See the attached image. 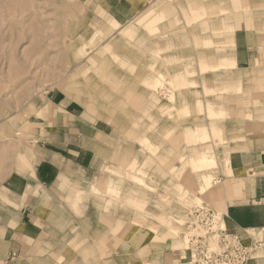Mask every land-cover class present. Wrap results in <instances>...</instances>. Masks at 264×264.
<instances>
[{
  "label": "rangeland",
  "instance_id": "1",
  "mask_svg": "<svg viewBox=\"0 0 264 264\" xmlns=\"http://www.w3.org/2000/svg\"><path fill=\"white\" fill-rule=\"evenodd\" d=\"M124 1L126 5L127 2H135L134 5L137 6L135 8L142 6L140 11L153 7L161 1L167 5H164L166 8H171L176 12L175 15H173L174 13L166 15L164 19L166 21L160 25L162 32L165 33H160L158 37L166 47L158 56L150 51V47L154 44V35L145 28L139 26L140 33L146 36V45H139L136 43L135 38H128L120 30L114 29L112 24L114 19L121 22V27H125L131 22L136 23V17H134L135 19H126L127 11L122 7ZM157 2L156 0L150 2H144V0H0V237H6L9 234L7 229L16 228L23 220L20 218V211H17V209L23 202V198L28 194L24 186L29 183L31 186L34 180L36 164L33 162L31 155L35 153L37 156H41L40 147L49 146L47 144L54 135L56 125L64 121L62 115L65 113V105L70 102H77L83 107L84 119L71 117V119H74V121L70 120L72 121L71 124L78 129H73L72 126L70 133L74 131V141L79 145L85 149H92L94 159L90 166L85 169L86 172L73 175L72 178L82 179L80 181L88 186L96 174L99 177L106 172L113 176L122 175L125 177L126 182L124 181V187L119 190V193L114 194V198L122 200L124 196H127L126 202L130 200V204L134 206H136V202L138 205H142L139 208L143 212L139 213L137 211V219L158 226L157 230L160 234L166 232V235H164L166 238L160 240V242L144 243L152 252L150 258L155 250H162L163 252V248H169L171 242L178 258L174 262L167 261L166 264L183 263L184 258L192 257L191 247L187 250L180 247L182 239L180 237L185 234L184 230L186 232L194 230V227L190 225L191 215L189 216V214L195 207H200L199 204L203 203L202 205L210 211H214L217 215L218 205L221 202L220 199L216 198L198 204H196L197 202L189 204L187 199L182 197L190 194V192L194 193L201 181L194 176L191 168L184 166V163L187 162L186 159L190 157L193 149L192 145L194 144L184 140V128L193 126L195 115L199 116L196 114L198 112L195 109L197 101L196 98L190 95L189 91H186L183 95H178L175 103L171 104L173 110L171 114L168 111L158 110L157 104L152 103V94L158 93L157 95L160 96L162 102L168 101L171 85L167 79L172 78L169 73H172L175 67H183L187 61L194 62L193 67L195 71L197 70L194 75L196 79L198 78L199 85H201L199 90L202 94L197 99L198 103L204 105L207 98L216 96L210 95L207 97L206 91L207 88L215 86L218 82L216 80L221 79L213 75L215 72L201 75L198 69L197 60H199V56L194 34L199 32L198 26L202 22L190 20L189 16L183 12L182 6L186 5V1L181 0L178 3L174 0H157ZM217 3L227 5L230 4V0L218 1ZM232 5L233 8L235 7L236 15L239 16L236 19L239 28L245 27L252 30L254 28L253 34L257 44H264V10L261 11L264 8V0H250L252 6L249 11L243 9L244 3L242 0H232ZM218 18L215 20L218 21ZM170 21L174 22L171 27ZM227 34V32L219 33L212 30L214 38H225ZM166 40L168 43L165 42ZM241 41L243 42V40ZM254 47L255 45L250 47V55ZM216 52V49L210 50V54H214V56L217 55ZM195 53L197 54L195 55ZM260 53L261 56H264V51ZM261 62L260 66H264L262 65L264 62ZM246 66H249L248 63ZM159 72L164 74L166 78L163 81L164 85L151 90L150 81L146 78L151 79L158 76ZM252 85V90L249 92L251 104L250 102L249 104L244 102L243 105V103L240 104L236 100L233 101L235 97H239L238 95H233V97L231 94V98H228L229 96L226 93L219 94L222 100L227 95L228 102H226V106H229V108L235 107L240 111L246 106L245 113L243 111V113L232 114L226 119V128L229 135L235 132L244 133L245 129L241 127H243L245 119L251 117L252 119H264V109L260 108L262 104L253 103L255 99L264 100V88ZM130 89L131 92L133 90L132 93ZM158 89L165 93L161 92L160 94ZM231 92L235 94L234 90H231ZM130 93L132 96H130ZM53 95H62L65 100L62 103L54 104L51 102ZM163 95H165V98ZM181 106L183 109L179 113L176 109ZM202 113L198 118L210 122V120H206L205 111H202ZM241 114L243 115L240 116ZM171 117H175V119L173 118L174 121ZM116 119H120V122H115ZM64 123L67 125L70 122L65 120ZM123 126L125 127L123 128ZM234 126L240 128L235 127L233 129ZM136 129H138V132ZM144 134L148 135L150 140L158 145L156 156L157 154H163L166 158L164 161L160 158H153L155 160L151 157L148 158L152 151L139 140ZM245 138H247V135ZM230 139L232 138H229V141L225 144L216 145L215 154L220 162L219 166L224 164L220 153L223 154L228 151L227 149H233L232 143L240 142V139L237 141ZM262 141L264 145V139ZM121 142L126 143V156H130L138 162H136L135 167L125 166L120 161L115 160V151L119 150V143ZM116 147L117 149H115ZM201 147V145L194 147V150H199ZM180 154L183 155V159L179 157ZM147 159L151 163H146ZM112 162L116 165L114 167L118 173L106 167ZM71 168L74 172L76 164ZM128 170L133 174L144 176L150 187L146 191L147 193L137 188L139 185L135 179L128 177ZM144 171H147V173L145 174ZM211 172L212 180L215 182H213V185L221 184L222 174L219 171L216 173L214 168ZM58 178L52 188L58 190L59 199L55 201L52 198L48 206L53 208L55 203H59V207L55 208V211H47V214H44L45 221L48 224L46 229H49L48 232L50 236H54V239L48 240L39 237L25 257L20 256L17 252H11L9 256L0 257V264H114L112 257L107 258L105 262L100 261L98 253L90 247L89 239L92 238L94 232L87 234L86 237L84 235V237L78 238L76 235L69 236L66 233L58 235V230H56L57 232L53 231L52 226L54 225L55 228L59 229V232L63 233L67 229L72 232V230H77L78 226H81L83 230L89 233L91 226L100 222L103 223V226L105 224L107 226L103 227L101 225L103 228L100 227L97 230L98 232L102 229L112 231L111 224L115 226L121 222L126 225V222L120 220L117 213L119 204L116 205L117 208L113 206L110 212L103 209V202L94 195L83 201H77V197H75L69 185L74 180L66 173L64 174L63 171ZM177 184L183 185V191L178 192ZM174 187H177L176 190ZM33 191L31 192L33 193ZM165 196H167L166 199ZM184 202L189 205H185ZM175 204L176 206L173 207ZM98 214H101L99 219ZM161 214L171 216V223L167 220L161 221L158 217ZM65 216H73L78 223L73 225V221L70 220L60 224L59 221ZM179 218H184V224L182 227L178 226L179 230H183L180 231L177 238L171 235L173 233L171 229L177 226L175 220ZM24 219L28 220V217H24ZM87 221L91 222L92 225H89ZM131 226L132 224L127 222L125 231L117 235L118 242L125 239L126 231ZM144 228L148 229L149 226L144 225ZM231 232L237 233V236L241 235L235 230ZM254 233L250 231L253 239L249 237L248 240H245L241 236L243 240L239 237V241L251 250V257L252 248H255L254 251L258 250L252 258L264 259V253L259 252L260 247L257 248L260 241L264 243V232L262 231L258 237ZM67 240L68 251L71 254L67 259L58 257L57 248L46 247L44 249L47 241L49 247H54L58 245V242L64 243ZM127 242L124 240V243ZM219 244L221 243L218 242ZM87 245L88 247L83 248ZM120 249L121 245L118 247L119 252ZM194 260V257L191 258L192 264H194ZM160 262L156 264H163L162 261ZM118 263L126 264V261L119 260ZM145 263L146 260L144 263L139 264Z\"/></svg>",
  "mask_w": 264,
  "mask_h": 264
},
{
  "label": "bare ground",
  "instance_id": "2",
  "mask_svg": "<svg viewBox=\"0 0 264 264\" xmlns=\"http://www.w3.org/2000/svg\"><path fill=\"white\" fill-rule=\"evenodd\" d=\"M171 1H173V0H171ZM174 1H177L178 3L181 2V0H174ZM183 1H186V5L182 6V8L184 10L183 12H185L186 15L189 16V19L192 21H198L199 20L202 22L201 25L198 26L199 32L194 34V40H195L196 46H197L196 50H197V53L199 56V60H197L198 61L197 66L199 64L198 69L201 72V75H207L210 72L211 73L215 72V74H213V75H216V77L220 78L221 80H216L218 82L215 84V86L212 88L211 87L207 88L208 90L206 91V95H208L207 97H209L210 95H216V96H213V98L212 97L207 98L206 103L204 105L200 104V102L198 103L197 99L202 94V92L199 90L201 88V85H199V82L197 81L198 78L196 79L195 75H194L195 72L197 71V70L195 71V69L193 67L194 62L187 61V63L183 67H179V68L175 67V69L172 71V73H169L172 76V78H170L169 80L167 79V81L171 85V88L169 90V100L162 102L160 96H158L157 95L158 93H157V94H152V100H153L152 103L157 104L156 106L158 107V110L168 111L172 114L173 110L171 108L172 107L171 104L175 103L178 95H183L184 92L189 91L190 95L193 98H196L197 106L195 107V109L199 113V114L198 113H196V114L200 116L203 114L202 111L203 112L205 111L206 120H210V122L204 121L203 119L198 118L199 116L195 115L194 123H193L194 125L184 128V135H183L185 137L184 140L185 141L188 140V141L194 143L192 145L193 149H192V152L190 153V157H189V159H186L187 162L184 163V166L186 165L187 167L191 168L193 173H194V176L196 178H199L201 181H200L198 187L196 188V191H194V193L190 192V194L182 196V197H185V199H187L189 204L192 202H194V204H195V202H197L196 204H198V203H202L203 201H210V200H214L216 198L220 199L221 202L218 205V210H217L218 214L216 213L217 215L215 216L213 228L217 229L218 227H220L219 229H223L226 231L227 236L234 235L235 233H232L231 231L235 230L241 234L240 236H237L236 235L237 233L235 234V237H238V239H239V237L242 240H243V238L245 240H248L249 237L251 239H253L251 234H250V231L255 232L254 234L257 235V237H258V235H260L262 233V231L264 232L263 227H262V229H256V228L244 229V228H241L239 226H234V225H231V221L225 215L226 214V209H225L226 205H225V202L223 201V199L221 197L228 196V194H226V192L228 190H229L228 192H232L233 186H234L235 190H237V191L240 189V187L236 186L234 184V181H233L234 175H235V170L233 169V167L231 166V163H230V159H229L230 152L226 151V153H223V154L220 153L221 160H223L224 164L222 166H219L220 162L218 161L217 155L215 154V148H216V145L219 146L220 144L227 143L229 141L228 140L229 138H232L236 141L238 139H240V141L241 140H243V141L245 140V142L247 141L245 138L246 136L244 137L245 133L235 132V133H231L229 135L227 128H226V121H227L226 119H228V117H230V115H232V114H239L241 112L243 113L246 106L244 109L239 111L235 107L229 108V106H226V102H228V98H231L230 95L232 94V96L233 95L239 96V97H235L233 99V101L236 100L237 102H240V104L243 103V105H244V102H248V104L250 102V104H251V99H250V95H249V92H251L250 90H252L251 84H253L254 86L259 87V88H262V87L264 88V66H260L262 63L261 61L264 62V56L259 55V52L263 53V51H264V44H259V45L257 44L256 38L253 34L254 28H253V30L251 29L252 33H249V41L248 42L250 44V47H253L254 45H255V47L253 49V52L250 55L251 67L246 68L244 70V68H241L238 65V61L236 58L237 55L235 54L237 45H236V41L234 38V34H235L236 29L239 28V25L232 22L233 19H235V21H236L237 16H238V15H236V13H237L236 10H234L235 7L233 8L232 0H230V4H227V5H222L224 3H221V4L217 3L218 1L221 2L224 0H183ZM227 1H229V0H227ZM242 1L244 3L243 9H245V11H249L251 6H252V5H250V0H242ZM156 2H157V0H156ZM167 3H168V1H167ZM187 3H188V5H187ZM154 5H155V3H154ZM164 5H166V4L159 1L153 7L149 6L150 8H147V9H145V7H144L145 10L140 11V8H134V10L131 11L128 9L129 11L127 10L128 13L125 16L126 19L129 20V19H133L134 17H136V23L131 22L127 26L121 27L122 26L121 22L119 20L114 19L112 21V24L114 25L113 27L115 30H120L122 33H124V35L126 37L135 38L137 41L136 43H138L139 45H146V42H147L146 36L142 35L140 33L139 26L145 28V30H148L149 33H152L154 35L153 36L154 44L150 47V51L155 56L156 55L158 56L162 51H164V49L166 47L163 44V42L161 41V39L158 37V35H160V33L162 34L164 32V31L162 32V28L160 27V25L166 21V20H164L166 18V15L173 14V13H174L173 15H175V13H176L171 8H166L167 5L166 6H164ZM135 9H139V12L136 13ZM263 10H264V8L261 11H263ZM177 12L179 13V11H177ZM234 14H235V16H234ZM217 17H219L218 21L215 20ZM173 23L174 22L170 21V24H171L170 27L173 26ZM123 24H125V23H123ZM247 29H249V28H247ZM212 30L215 32H219V33H226L227 32L228 34L225 36V38H217V37L214 38V36L212 35ZM256 33H258V32H256ZM150 36H152V35H150ZM253 37H254V40H253ZM165 42H167V40ZM214 49L217 50V52H216L217 55L215 54L216 56H214V54H210V50H214ZM114 50H116V49H114ZM103 51H105V50L103 49ZM117 53H118V51H117ZM197 53H195V55ZM168 58H169V56H168ZM179 63H176V64H179ZM262 65H264V63ZM161 66H163V65H161ZM173 66H174V64H173ZM192 67H193V69H192ZM195 68H196V66H195ZM228 77H229V79H227ZM146 79L148 81H150L151 90L153 88L156 89L158 86H163L164 85L163 81L166 80L164 74H162V73H160L158 76L152 77L151 79L148 77ZM200 79H201V77H200ZM214 79H216V78H214ZM203 80H205V79L203 78ZM213 82H214V80H213ZM211 84H213V83H211ZM158 90L160 91V89H158ZM161 90H162V88H161ZM231 90H234L235 94L232 93ZM258 91H260V90H258ZM130 92H131V89H130ZM132 92H133V90H132ZM148 92H150V91L148 90ZM161 92L162 91H160V94H161ZM131 93H130V96H132ZM162 93H165V92H162ZM223 93H226L229 97L227 98V95L225 94L226 95L225 99L224 100L220 99L219 96H221V95H219V94H223ZM163 96L165 98V95H163ZM166 98H168V97H166ZM230 100L232 101V99H230ZM253 103H255V104L257 103L258 105L262 104V106L260 108L264 109V100L262 101L259 99H257V100L255 99V101L253 100ZM236 105H237V103H236ZM238 108H240V107H238ZM182 109L183 108L181 106L180 108H178L176 110H178L180 113V112H182ZM234 109H235V111H234ZM141 110H142V107H141ZM134 113H135V111H134ZM191 113H193V112H191ZM244 113H245V111H244ZM256 113H254V114H256ZM171 114H169V115L171 116ZM185 115H186V112H185ZM242 115L243 114H241L240 116H242ZM147 116H146V118H147ZM175 117H173V118L175 119ZM138 118H140V117H138ZM151 118H152V116H151ZM120 119H116L115 122L119 121ZM172 119H170V120H172ZM174 119H173V121H174ZM179 119H181V118L179 117ZM182 119L184 120L183 116H182ZM229 119L231 120V118H229ZM153 120H154V118H153ZM175 122H177V121H175ZM179 124H181V123H179ZM125 126H123V128ZM149 127H150V125H149ZM235 127L236 126H234L233 129H235ZM238 127H236V128H238ZM241 128H244V127H241ZM137 130L138 129H136V131ZM165 130H167V129H165ZM229 132H230V130H229ZM130 134H131V131H130ZM168 134L170 135V133H168ZM179 134H181V133H179ZM137 137H139V136H137ZM173 139H174V137H173ZM232 139H230V140H232ZM105 140H107V139H105ZM139 140L152 151V152H150L151 154L148 156V158L149 157H151L152 159L153 158H155V159L160 158L162 161H164L166 159L163 154H157V156H156V150L158 148V145L156 143H154V141H151L150 137L148 135L144 134L141 138H139ZM214 142H216V143H214ZM200 145L202 147L199 148V150H194V147L196 148ZM117 147H118V145H117ZM117 147L115 149H117ZM142 150H144V149H142ZM115 152H116V155L113 154L115 157V160L120 161L125 166L135 167L136 164L138 163L137 161H135L130 156H126L127 147H126L125 142L119 143V150L115 151ZM31 156H32L33 162L35 164H37L41 160V156H37L35 153H33ZM179 157L181 159H183V155L180 154ZM155 159H153V160H155ZM145 162L151 163L150 161H148V159ZM108 165L106 166L107 168H110L112 171L118 173V171L115 170L114 166H116V165L113 162L109 166ZM74 166H75L74 162H72V161L69 162L68 165L66 166V169L63 171L64 174L66 173L68 176H70L71 173H74L76 168H74V172L72 171V168H71ZM213 168L216 170V173H217V171H219L222 174V176H224L226 179L224 181L222 180L223 182H221V184L215 185V186L213 185L214 180H212L213 176H212V172H211V170ZM141 171H143V170H141ZM144 173L146 174L147 171H144ZM127 174L129 175L128 176L129 178L135 179L136 183L139 185V187H137L138 189L146 192L148 190V188H150L148 186L149 184H147V182L145 181L144 176H141L139 174H133V172H131L129 170L127 171ZM214 179H215V177H214ZM124 181L126 182V179L122 175L113 176V175L106 172V173H102L101 177L97 176V174L94 175V178H92V180L88 184L89 187L86 184H83L80 180H74L69 185L71 187L73 194L75 195V197H77V199H76L77 201H83L84 199H88L92 195H94L103 202L102 203L103 209H106L107 211H110V212L112 211L113 206L116 207V205L119 204L117 213L120 217V220H123L124 222H126V225H127V222L132 224L130 229L127 230L126 234H125L124 240L128 241L127 243H125L126 246L131 245V246H134L135 248H137V247H141V245H143L144 243L160 242V240L165 239L166 238L164 236V235H166L165 231L160 234V232H158L159 230H157L158 226L150 224L149 222H146L145 220L140 221L139 219H137V217H136L137 213L143 212L139 208V207H142V205H138V203L136 202V204H135L136 206H134L133 204H130V200H128L126 202L127 196H124L122 198V200H116V198H114V194L119 193V190L122 187H124V183H125ZM98 182H99V184H98ZM62 183H64V182H62ZM177 187L176 188H177L178 192H180V190L183 191V189H184L182 184H179ZM88 188H89V190H88ZM176 188H175V190H176ZM26 190H27L26 192L29 193V192L33 191V188H32V186H30L28 184ZM116 196H118V195H116ZM166 197L167 196H165V199H166ZM188 203H185V205ZM202 204L201 205L199 204V206H203ZM174 206H176V204L173 205V207ZM215 211H216V209H215ZM180 212H182V211H180ZM100 215L101 214H98V219H99ZM190 215L191 214H189V216ZM158 217L163 222L165 220H167L171 223V216L161 214ZM183 219H181V218L176 219L175 223L177 226H175L174 228L171 226L173 228V229H171L173 232V233H171V235H174L173 237L178 238L180 231L183 230V229L182 230L178 229V226L182 227V225L184 224ZM126 225H125V223H121V222L115 226H113V224H111V228H113L111 231L112 235H120L123 231H125ZM144 225H146V227L149 226V228L145 229ZM172 225H174V224H172ZM165 226H167V225L165 224ZM149 230H151V231H149ZM201 230L204 233V229H201L199 227L197 229H194V230L189 231V232H186L184 230L185 234L184 235L182 234L183 236L180 237V238H182L180 241V247H182L183 250L189 249L191 247L190 246L191 235L195 234L196 231H198V233H200ZM193 232H195V233H193ZM258 247H260L259 252L264 253V243H261V241H260V244L257 246V248ZM220 248H222V247L220 244L218 245V242H216V241L212 242L211 241L210 247H209L210 250L219 251L218 249H220ZM254 249L255 248H252V257H254V254L257 253V251H258L257 249H256L257 251H254ZM120 252H123L124 254H130V252L126 253V251L124 252V251H122V249H120ZM191 255H192V257L190 256V258H188V259L184 258L183 259L184 262L179 263V264H192L191 258H193V257L195 258V253L193 250H191ZM161 256H162V250H159V251L155 250V252L152 255V257L150 258V260L147 261L145 264L160 263ZM136 264H138V263H136Z\"/></svg>",
  "mask_w": 264,
  "mask_h": 264
},
{
  "label": "crops",
  "instance_id": "3",
  "mask_svg": "<svg viewBox=\"0 0 264 264\" xmlns=\"http://www.w3.org/2000/svg\"><path fill=\"white\" fill-rule=\"evenodd\" d=\"M145 1L150 2L151 0H144V2ZM134 3L135 2H127V6L124 1L122 7H124L126 11L128 9L132 11L137 7ZM141 7L142 6H140V9ZM138 10L139 9L135 12L137 13ZM232 22L236 23L235 19H233ZM249 33H252L251 29L240 27L236 29L234 34L237 45L235 51L237 55L236 58L238 65L244 68V70L249 68V66L251 67L250 45L248 43ZM241 40H243V42ZM259 55L261 56V53ZM247 63L249 66H246ZM52 99L51 102L54 104L62 103L65 100L62 95H53ZM65 107V113H63L62 118L64 121L69 120L70 123L67 125H65L64 121L63 123H58L54 135L50 139L51 141L47 144L49 146L40 147L41 160L35 165L34 180L31 184L34 191L33 193L29 192L26 197L23 198V202H21L17 209V211H20V218L23 219L22 222L16 228L7 229L9 234L6 237H0V257L9 256L11 252H17L20 256L25 257L39 237L48 240L51 238L54 239V236H50L48 232L49 229H46L48 224L44 216V214H47V211H55V208L59 207V203H55L53 208H49L48 206L52 198H54L55 201L59 199L57 195L58 190H54L52 186L56 184L59 174L66 169L69 162L72 161L76 164L75 172L71 173L69 176L72 180H75L78 178H72L73 175L86 172L85 169L90 166L94 159L92 149H85L83 146L79 145L74 141V131L70 133V128H72V126L73 129H78L71 124V122L74 121L71 117L83 120V107L77 102H70L66 104ZM243 127L245 128L244 135H247V141L245 142L244 140L239 143H232L231 146L233 149H228L230 152V163L235 170L233 181L240 189L237 191L233 186V191L228 192V190L226 192L228 196H223L221 198L225 201V215L231 221V225L239 226L244 229H262V227L264 228V145L262 141L264 139V119H245ZM83 178L85 177L83 176ZM78 180L82 181V179ZM222 180H226L224 176ZM27 186L28 184H26L24 188L26 189ZM24 217H28V220H25ZM63 219H65V221H63ZM63 219L59 221L60 224L69 222L70 220L73 221V225L78 223L73 216H65ZM87 223L92 225L91 222L89 223L87 221ZM101 225L103 226V223L100 222H98V224H93L89 233L83 230L81 226H78L77 230H72V232L70 229H67L63 233L59 232V229L55 228L53 225L52 230L55 232L58 230V235L66 233V235L69 234V236L76 235L78 238L84 237V235L86 237L87 234L89 235L91 232H94L92 238L89 239L90 247L98 253L99 259L102 262H105L107 258L109 259L111 257L113 258L114 264H119V260L126 261V264H139L144 263L145 260L146 262L149 260L152 254L149 247L144 244L136 249L131 245L126 246L124 241L118 242V236L112 235L109 229H102L98 232L97 230H99L100 227L103 228L107 226L106 224L103 227ZM67 242L68 240L64 243L58 242V245L49 247L47 241L44 245V249H46V247L52 249L57 248L56 252H58V257L67 259L71 255L68 251L69 246ZM120 245L122 251H126V253L130 252V254L119 252L118 247ZM85 247H88V245L83 246V248ZM176 258H178V256L171 242L169 248H163L161 261L163 264H166L167 261L174 262ZM248 264H264V259L253 258L249 260Z\"/></svg>",
  "mask_w": 264,
  "mask_h": 264
},
{
  "label": "built area",
  "instance_id": "4",
  "mask_svg": "<svg viewBox=\"0 0 264 264\" xmlns=\"http://www.w3.org/2000/svg\"><path fill=\"white\" fill-rule=\"evenodd\" d=\"M215 212L206 206L195 207L191 212L190 225L204 229V233L191 235L190 246L195 253L194 264H248L251 253L235 235L227 236L223 229H214ZM202 231V230H201ZM203 233V234H202ZM211 241L221 243L219 251L210 250Z\"/></svg>",
  "mask_w": 264,
  "mask_h": 264
}]
</instances>
